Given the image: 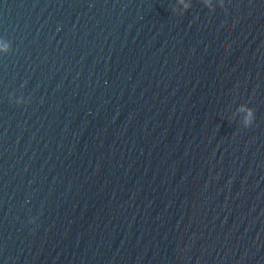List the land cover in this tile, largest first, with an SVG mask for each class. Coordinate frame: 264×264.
Returning <instances> with one entry per match:
<instances>
[{
	"label": "water",
	"instance_id": "95a60500",
	"mask_svg": "<svg viewBox=\"0 0 264 264\" xmlns=\"http://www.w3.org/2000/svg\"><path fill=\"white\" fill-rule=\"evenodd\" d=\"M211 3L0 0V264H264V0Z\"/></svg>",
	"mask_w": 264,
	"mask_h": 264
},
{
	"label": "clouds",
	"instance_id": "9594fccd",
	"mask_svg": "<svg viewBox=\"0 0 264 264\" xmlns=\"http://www.w3.org/2000/svg\"><path fill=\"white\" fill-rule=\"evenodd\" d=\"M180 2L183 4V0H180ZM183 6L185 7V9H188L189 8V5H187V4H184ZM204 6L206 8H208L210 11L215 12V8L212 7L211 0H204ZM219 6L222 9L225 8V5L223 3V0H220ZM174 11H175V9H174ZM11 51H12L11 43L8 42L7 40L0 39V52H3L5 54H8ZM16 103L18 105H23L24 100L23 99H20L19 101H16ZM237 112L244 113V119H243V122H242L243 123V126L244 127H251L252 124L255 121V109L249 107L246 104H241L237 108Z\"/></svg>",
	"mask_w": 264,
	"mask_h": 264
}]
</instances>
